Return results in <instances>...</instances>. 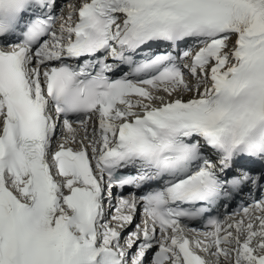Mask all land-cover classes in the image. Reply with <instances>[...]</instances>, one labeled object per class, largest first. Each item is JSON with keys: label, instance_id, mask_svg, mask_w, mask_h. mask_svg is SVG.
Here are the masks:
<instances>
[{"label": "snow or ice", "instance_id": "snow-or-ice-1", "mask_svg": "<svg viewBox=\"0 0 264 264\" xmlns=\"http://www.w3.org/2000/svg\"><path fill=\"white\" fill-rule=\"evenodd\" d=\"M254 188L264 0H0V264H264Z\"/></svg>", "mask_w": 264, "mask_h": 264}, {"label": "bare ground", "instance_id": "bare-ground-1", "mask_svg": "<svg viewBox=\"0 0 264 264\" xmlns=\"http://www.w3.org/2000/svg\"><path fill=\"white\" fill-rule=\"evenodd\" d=\"M234 39V38H233ZM185 98H187V97H185Z\"/></svg>", "mask_w": 264, "mask_h": 264}]
</instances>
